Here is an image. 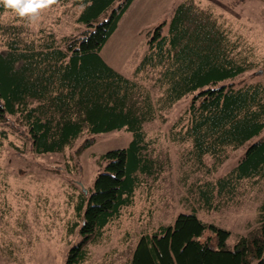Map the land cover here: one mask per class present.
I'll use <instances>...</instances> for the list:
<instances>
[{"label": "trees", "instance_id": "obj_1", "mask_svg": "<svg viewBox=\"0 0 264 264\" xmlns=\"http://www.w3.org/2000/svg\"><path fill=\"white\" fill-rule=\"evenodd\" d=\"M63 1L69 0H57ZM72 1L82 9L80 35L58 39L50 33L28 42L15 35V28L0 51V125L18 119L35 154L62 153L85 133L125 130L133 135L128 147L100 157L103 170L87 194L81 190L75 223L79 241L69 248L65 264H84L88 246L101 239L122 209L132 205L144 179L155 174L157 161L148 153L144 125L187 96H192L187 122L172 137L191 144L188 155L198 168L209 157L216 170L229 150L258 138L228 174L190 187L198 208L216 212L235 199L242 182L264 184V85L231 83L254 62L241 51V39L235 37L234 43L211 10L182 0L170 21L154 29L134 77L158 73L155 84L162 94L155 101L149 90L100 56L134 0ZM94 142L88 138L78 152ZM230 236L202 221L194 209L142 235L129 264H264V199L256 227L234 248L227 245Z\"/></svg>", "mask_w": 264, "mask_h": 264}, {"label": "rangeland", "instance_id": "obj_2", "mask_svg": "<svg viewBox=\"0 0 264 264\" xmlns=\"http://www.w3.org/2000/svg\"><path fill=\"white\" fill-rule=\"evenodd\" d=\"M182 0H134L103 47L101 58L115 71L144 86L156 101L162 94L156 85L158 73L135 75L154 29L168 23ZM209 9L231 36L241 39V51L254 68L231 81L242 87L264 85V0H192ZM81 8L73 1L56 2L41 12L36 23L15 15L0 4V51L5 39L15 35L24 41H40L53 33L58 39L78 36L84 30L77 19ZM14 28V29H13ZM14 36V35H13ZM240 45V46H241ZM261 72V73H260ZM192 96L144 125L150 156L157 170L136 190L131 206L104 230L101 239L88 246L84 264H129L138 240L161 226L173 224L180 213L196 210L198 217L231 233L228 247L255 228L258 207L264 199V184L245 181L238 195L218 211L198 208L189 189L215 181L238 163L253 139L237 151L229 150L224 163L212 169L206 157L198 168L188 155L191 144L173 141L172 134L186 124ZM88 138L94 144L78 152ZM133 135L125 130L91 136L85 133L62 153L37 155L27 129L16 118L0 125V264H65L70 247L79 241L76 206L81 190H89L103 170L100 157L108 151L128 147Z\"/></svg>", "mask_w": 264, "mask_h": 264}, {"label": "clouds", "instance_id": "obj_3", "mask_svg": "<svg viewBox=\"0 0 264 264\" xmlns=\"http://www.w3.org/2000/svg\"><path fill=\"white\" fill-rule=\"evenodd\" d=\"M57 0H0L5 9L11 10L15 15L26 18L30 23H36L41 12L55 4Z\"/></svg>", "mask_w": 264, "mask_h": 264}, {"label": "water", "instance_id": "obj_4", "mask_svg": "<svg viewBox=\"0 0 264 264\" xmlns=\"http://www.w3.org/2000/svg\"><path fill=\"white\" fill-rule=\"evenodd\" d=\"M261 73V72H260ZM84 190V192H85V194H87V190H85V189H83Z\"/></svg>", "mask_w": 264, "mask_h": 264}]
</instances>
